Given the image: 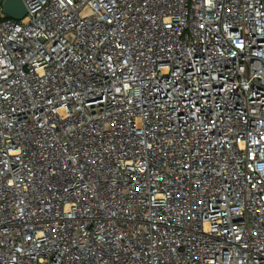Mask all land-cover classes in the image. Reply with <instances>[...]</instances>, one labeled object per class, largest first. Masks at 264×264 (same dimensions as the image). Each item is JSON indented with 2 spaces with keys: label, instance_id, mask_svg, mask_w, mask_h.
<instances>
[{
  "label": "built area",
  "instance_id": "obj_1",
  "mask_svg": "<svg viewBox=\"0 0 264 264\" xmlns=\"http://www.w3.org/2000/svg\"><path fill=\"white\" fill-rule=\"evenodd\" d=\"M0 8V264H264V0Z\"/></svg>",
  "mask_w": 264,
  "mask_h": 264
},
{
  "label": "water",
  "instance_id": "obj_2",
  "mask_svg": "<svg viewBox=\"0 0 264 264\" xmlns=\"http://www.w3.org/2000/svg\"><path fill=\"white\" fill-rule=\"evenodd\" d=\"M3 6L7 16L22 19L27 15L28 8L24 0H0V8Z\"/></svg>",
  "mask_w": 264,
  "mask_h": 264
},
{
  "label": "rangeland",
  "instance_id": "obj_3",
  "mask_svg": "<svg viewBox=\"0 0 264 264\" xmlns=\"http://www.w3.org/2000/svg\"><path fill=\"white\" fill-rule=\"evenodd\" d=\"M1 14V13H0Z\"/></svg>",
  "mask_w": 264,
  "mask_h": 264
}]
</instances>
